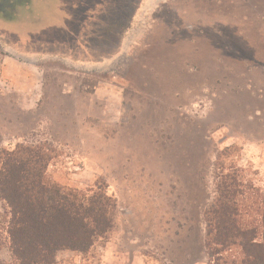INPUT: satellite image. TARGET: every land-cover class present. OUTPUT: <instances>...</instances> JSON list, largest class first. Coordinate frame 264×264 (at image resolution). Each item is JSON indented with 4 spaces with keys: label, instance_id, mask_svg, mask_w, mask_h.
Listing matches in <instances>:
<instances>
[{
    "label": "rangeland",
    "instance_id": "rangeland-1",
    "mask_svg": "<svg viewBox=\"0 0 264 264\" xmlns=\"http://www.w3.org/2000/svg\"><path fill=\"white\" fill-rule=\"evenodd\" d=\"M35 12L38 25L0 21V153L49 149L53 187L116 202L111 231L55 264L239 260L206 247V212L234 176L260 224L264 0H39ZM9 221L0 199V264H16Z\"/></svg>",
    "mask_w": 264,
    "mask_h": 264
},
{
    "label": "trees",
    "instance_id": "trees-1",
    "mask_svg": "<svg viewBox=\"0 0 264 264\" xmlns=\"http://www.w3.org/2000/svg\"><path fill=\"white\" fill-rule=\"evenodd\" d=\"M51 159L50 150L40 146L0 153V199L10 209L16 264H55L57 252L82 248L114 226L116 202L102 190L93 196L62 194L46 176ZM228 178L218 185L217 204L206 212V247L212 254L220 247L239 248L242 257L229 264H264V197L257 210L260 224L253 226L248 218L254 203L241 200L248 194L244 185Z\"/></svg>",
    "mask_w": 264,
    "mask_h": 264
},
{
    "label": "flooded vegetation",
    "instance_id": "flooded-vegetation-1",
    "mask_svg": "<svg viewBox=\"0 0 264 264\" xmlns=\"http://www.w3.org/2000/svg\"><path fill=\"white\" fill-rule=\"evenodd\" d=\"M39 0H0V17L15 18L23 21L32 13L33 3ZM16 14V16H15Z\"/></svg>",
    "mask_w": 264,
    "mask_h": 264
},
{
    "label": "crops",
    "instance_id": "crops-1",
    "mask_svg": "<svg viewBox=\"0 0 264 264\" xmlns=\"http://www.w3.org/2000/svg\"><path fill=\"white\" fill-rule=\"evenodd\" d=\"M41 1V0H40ZM45 1V0H44ZM36 2H38V1H36ZM32 7V9H34L35 8V2L33 3V5L31 6ZM32 14H33V16H32ZM39 17H38V13H31V14H27V16L25 17V19L23 20V21H20V20H17V19H15V18H12V17H10V18H7V17H3V19L0 17V21H2V22H6V23H8L9 25H15V24H22V23H28V21H30V20H34V21H36V23H37V25L39 24V19H38Z\"/></svg>",
    "mask_w": 264,
    "mask_h": 264
}]
</instances>
